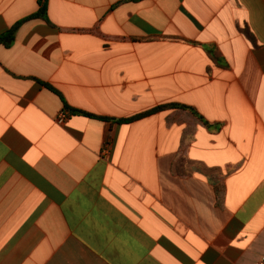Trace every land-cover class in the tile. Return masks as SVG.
Wrapping results in <instances>:
<instances>
[{
    "label": "crops",
    "instance_id": "obj_1",
    "mask_svg": "<svg viewBox=\"0 0 264 264\" xmlns=\"http://www.w3.org/2000/svg\"><path fill=\"white\" fill-rule=\"evenodd\" d=\"M43 1L0 45V264L264 260V0H0V35Z\"/></svg>",
    "mask_w": 264,
    "mask_h": 264
},
{
    "label": "trees",
    "instance_id": "obj_2",
    "mask_svg": "<svg viewBox=\"0 0 264 264\" xmlns=\"http://www.w3.org/2000/svg\"><path fill=\"white\" fill-rule=\"evenodd\" d=\"M35 19H43L45 21H48V7H47V4H46L45 1L41 2L39 10L35 14H33V15H31V16H29V17L17 22L15 25H13L11 28H9L6 32L1 34L0 35V45H4L6 47H10L14 43L16 35H17V32L21 28V26L23 24H25L26 22H28L30 20H35ZM247 35L250 37L249 34H247ZM46 86L51 91H53L54 93H56L57 95H59L61 97L60 93L56 89H54L52 86H50V85H46ZM65 105H66V103H65ZM177 107L185 108L184 106H178V105L162 106V107L153 109V110H151L149 112H146V113H144V114H142L140 116L131 118V119L126 120V121H121V122L130 123V122L136 121L138 119L153 115V114H155L157 112H161V111H165V110L172 109V108H177ZM73 111L79 112L77 110H73ZM79 113H81V114H83V115H85L87 117H93V118L96 117L94 115H90V114H87V113H84V112H79ZM96 118L97 119H103V118H100V117H96Z\"/></svg>",
    "mask_w": 264,
    "mask_h": 264
},
{
    "label": "built area",
    "instance_id": "obj_3",
    "mask_svg": "<svg viewBox=\"0 0 264 264\" xmlns=\"http://www.w3.org/2000/svg\"><path fill=\"white\" fill-rule=\"evenodd\" d=\"M68 115V113L66 112V111H63L62 113H61V116H60V119H59V122H64L66 119H67V116ZM255 264H264V260H261V261H259V262H257V263H255Z\"/></svg>",
    "mask_w": 264,
    "mask_h": 264
}]
</instances>
